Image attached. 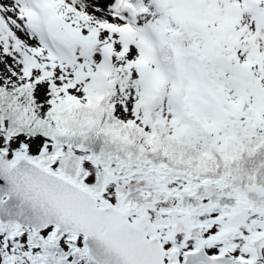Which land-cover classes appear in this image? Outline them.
I'll return each mask as SVG.
<instances>
[{"label": "snow or ice", "instance_id": "6c2138e0", "mask_svg": "<svg viewBox=\"0 0 264 264\" xmlns=\"http://www.w3.org/2000/svg\"><path fill=\"white\" fill-rule=\"evenodd\" d=\"M0 264H264V0H0Z\"/></svg>", "mask_w": 264, "mask_h": 264}]
</instances>
